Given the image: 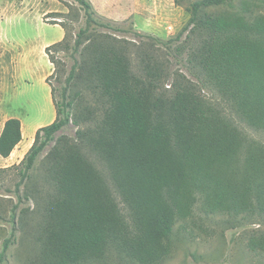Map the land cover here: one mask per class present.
Wrapping results in <instances>:
<instances>
[{"label":"trees","instance_id":"trees-1","mask_svg":"<svg viewBox=\"0 0 264 264\" xmlns=\"http://www.w3.org/2000/svg\"><path fill=\"white\" fill-rule=\"evenodd\" d=\"M73 1L84 15L73 44L64 37L44 50L55 67L45 80L54 120L35 131L17 165L0 169L18 175L0 263L13 242L16 209L28 200L20 188L47 149L46 180L53 192L37 237L42 264H80L108 249L155 264L169 255L195 209L227 225L257 222L245 246L264 255V144L203 96L216 93L240 123L264 133V16L219 10L231 0L189 3L190 17L175 42L185 33L199 42L175 61L190 80L162 64L145 66L142 75L133 71L126 40L98 34L113 27L95 18L88 1ZM162 44L173 59L182 51L176 47L174 54L169 41ZM60 51L70 52L72 65L55 88L50 79L57 78L58 63L52 55ZM76 86L93 94L99 107L78 109L80 93L71 94ZM71 124L78 128L72 140L57 136ZM21 140L20 121L7 119L0 157L8 158ZM93 156L108 169L112 189Z\"/></svg>","mask_w":264,"mask_h":264},{"label":"rangeland","instance_id":"rangeland-1","mask_svg":"<svg viewBox=\"0 0 264 264\" xmlns=\"http://www.w3.org/2000/svg\"><path fill=\"white\" fill-rule=\"evenodd\" d=\"M86 1L90 3L98 21L113 27V30L101 29L98 34L126 40L133 71L142 75L145 66L162 64L164 69L168 67L171 71H179L192 80L184 68L177 66L175 60L186 57L184 50L196 46L199 38L185 33L181 42H175V37L190 17L186 7L196 0H186L181 5L174 4L173 0ZM243 9L251 17L264 16V0H231L230 6L219 10L241 12ZM83 25V11L73 0H0V131L7 119L15 118L20 121L27 137L34 128L49 125L54 120L55 111L45 80L53 74L55 67L49 62L44 50L64 37L72 45L75 33ZM118 29L122 32H118ZM166 41L172 45L171 52L174 54L176 47H182L180 56L172 58L170 51L165 50L162 44ZM69 55L70 52L66 51L52 55L58 63L57 78L53 76L50 79V84L55 88L59 87V82L63 83L72 65ZM28 69L32 71L29 78L21 80V72ZM170 82L164 83L163 87L168 89ZM71 89L72 96L80 93L76 99L78 109L93 110L98 105L96 97L82 87ZM203 96L234 118L250 138L264 144V133L240 123L216 93L205 91ZM77 129L71 124L57 136L72 140ZM48 150L38 159L28 182L20 188V194H26L28 200H23L16 209L13 242L0 264H42L44 251L37 237H41L40 227L44 222L47 201L53 192L50 182L46 180L48 162L45 156ZM91 159L103 174L108 188L112 189L104 163L95 156ZM3 161L0 157V169L17 165L12 160ZM17 181L16 169L0 172V252L12 227L11 209L17 203L13 193ZM119 206L124 210L121 204ZM220 219H205L202 212L195 209L193 219L175 235L169 255L155 264H264V255L254 254L245 246L246 233L259 228L258 223L227 225ZM80 264L140 263L108 249L100 259Z\"/></svg>","mask_w":264,"mask_h":264},{"label":"crops","instance_id":"crops-1","mask_svg":"<svg viewBox=\"0 0 264 264\" xmlns=\"http://www.w3.org/2000/svg\"><path fill=\"white\" fill-rule=\"evenodd\" d=\"M31 70H24L21 72V80H26L27 78H29V75L31 74ZM50 90V89H49ZM3 126V125H2ZM40 128V126L36 127L33 129L32 134L30 136L26 137V134H24V132L22 131V140L21 142L15 147V149L11 152L10 156L6 159H4L3 162H7V161H11L12 162H16V164H18L20 162V160L23 158L24 154L27 152V150L29 149L31 142L33 141V137L35 134V131ZM28 140V141H27Z\"/></svg>","mask_w":264,"mask_h":264}]
</instances>
